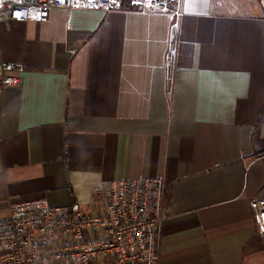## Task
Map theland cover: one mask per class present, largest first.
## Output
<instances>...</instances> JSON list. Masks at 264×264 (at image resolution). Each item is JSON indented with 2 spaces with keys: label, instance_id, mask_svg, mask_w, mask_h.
I'll return each mask as SVG.
<instances>
[{
  "label": "crops",
  "instance_id": "0c3cea01",
  "mask_svg": "<svg viewBox=\"0 0 264 264\" xmlns=\"http://www.w3.org/2000/svg\"><path fill=\"white\" fill-rule=\"evenodd\" d=\"M0 62L21 78L0 95V219L30 201L95 213L112 182L160 178L161 264H264L251 210L264 198L263 0L7 20Z\"/></svg>",
  "mask_w": 264,
  "mask_h": 264
},
{
  "label": "built area",
  "instance_id": "2783aa9c",
  "mask_svg": "<svg viewBox=\"0 0 264 264\" xmlns=\"http://www.w3.org/2000/svg\"><path fill=\"white\" fill-rule=\"evenodd\" d=\"M264 2V0H263ZM183 0H0V24L10 20L48 22L55 9L162 11L179 14ZM177 42L166 53L174 82ZM19 66L0 62V95L21 84ZM166 184L140 177L100 189L95 213L53 208L44 201L11 205L0 219V264H161V230L166 214ZM264 241V198L251 201Z\"/></svg>",
  "mask_w": 264,
  "mask_h": 264
},
{
  "label": "rangeland",
  "instance_id": "374dc122",
  "mask_svg": "<svg viewBox=\"0 0 264 264\" xmlns=\"http://www.w3.org/2000/svg\"><path fill=\"white\" fill-rule=\"evenodd\" d=\"M88 208V210H87V212L86 213H88V214H90V213H94V211L93 210H89L90 208H91V206L90 207H87Z\"/></svg>",
  "mask_w": 264,
  "mask_h": 264
}]
</instances>
